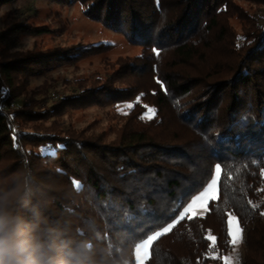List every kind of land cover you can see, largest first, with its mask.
I'll return each instance as SVG.
<instances>
[{"label": "trees", "instance_id": "1", "mask_svg": "<svg viewBox=\"0 0 264 264\" xmlns=\"http://www.w3.org/2000/svg\"><path fill=\"white\" fill-rule=\"evenodd\" d=\"M76 1L142 51L106 61L103 75L77 78L76 93L48 102L44 84L28 91L33 77L111 46L16 50L23 36L50 30L7 15L0 30V183L30 171L33 201H49L51 222L99 233L135 264L134 244L178 218L177 203L202 190L220 163L221 199L155 242L146 264H224L232 249L229 211L245 232L241 264H264V0ZM126 103L133 108L107 112V124L70 123L78 110ZM209 232L217 237L214 253Z\"/></svg>", "mask_w": 264, "mask_h": 264}, {"label": "rangeland", "instance_id": "2", "mask_svg": "<svg viewBox=\"0 0 264 264\" xmlns=\"http://www.w3.org/2000/svg\"><path fill=\"white\" fill-rule=\"evenodd\" d=\"M241 5H245L240 1ZM254 6V5H253ZM83 11L81 4L76 1H70L63 5L53 3L50 0H16L10 3L0 4V30L4 26V20L11 14L19 19L25 20V23L32 24L35 27L46 26L49 32L42 37L23 36L16 45V50L30 49L34 44L42 45L46 51L62 50L67 48L89 47L97 43H104L111 46V49L102 55L90 57L79 61L75 65H61L47 70L44 74L33 77L28 86V91L45 85L47 89V101L76 93V88L71 83L77 78L85 76H96L104 74V63H112L119 57L140 55L142 47L138 44H132L122 33L114 32L103 26L102 23L88 18ZM21 101L25 97L19 98ZM128 104V103H126ZM126 104L118 105L116 110L111 108L100 109L97 107H88L76 111L71 118V124L74 127H83L94 120L104 121L107 124V112H124ZM119 109H123L120 111ZM68 122L66 116L63 117ZM103 123V122H102ZM107 128V127H105ZM235 248V251H234ZM245 250V232H243V241L237 246L232 245L231 251L226 255L233 258L239 257V264L243 259Z\"/></svg>", "mask_w": 264, "mask_h": 264}, {"label": "clouds", "instance_id": "3", "mask_svg": "<svg viewBox=\"0 0 264 264\" xmlns=\"http://www.w3.org/2000/svg\"><path fill=\"white\" fill-rule=\"evenodd\" d=\"M32 174L0 183V264H130L127 253L99 233L69 230L45 215L49 201H33Z\"/></svg>", "mask_w": 264, "mask_h": 264}, {"label": "snow or ice", "instance_id": "4", "mask_svg": "<svg viewBox=\"0 0 264 264\" xmlns=\"http://www.w3.org/2000/svg\"><path fill=\"white\" fill-rule=\"evenodd\" d=\"M157 4L159 6V0H157ZM157 55L159 53L157 52ZM159 83V81H157ZM143 95V94H141ZM140 97H137V101H139ZM127 109H132L133 104L128 103L125 105ZM123 111V109H119ZM148 112L151 115H155V109H148ZM151 115L148 117L151 118ZM142 119L144 117H141ZM242 127L248 126V119L245 118L241 121ZM59 148H63V145H58ZM55 155V153H53ZM221 175H222V167L220 163L215 165V173L211 176V179L202 187V190L198 191L197 194L192 195L188 202L185 204L184 199L182 198L178 203L176 208L174 209V213L178 215V218H173L171 222H167L166 226L162 227V230L154 231L152 234H145L146 238L139 239V242L134 244V258L135 264H146V262L151 258V250L155 242L160 240L166 234L173 232V230L179 225L182 221L186 219L188 221H192L198 217H203L207 213L211 211L210 205L221 199L220 197V184H221ZM230 180L231 177L229 176ZM77 190H82L83 185L77 184ZM252 202L249 201V204ZM253 208L257 207V205H252ZM182 209V210H181ZM264 215V213H261ZM243 228L240 225L239 219L236 215H234L231 211L227 212V235L230 237L229 243L233 246H237L243 241ZM133 237H129L132 239ZM206 240L210 242L209 251L214 253L216 250L217 237L212 235L210 232L206 236ZM235 251V248H234ZM211 259L216 260L218 257L213 254ZM224 264H234L233 258L229 256L222 257ZM235 264H239V257H235Z\"/></svg>", "mask_w": 264, "mask_h": 264}]
</instances>
